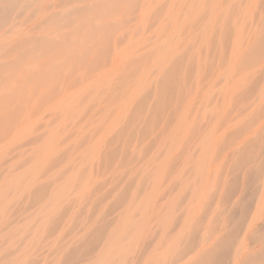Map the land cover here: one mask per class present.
Returning a JSON list of instances; mask_svg holds the SVG:
<instances>
[{
  "label": "rangeland",
  "instance_id": "374dc122",
  "mask_svg": "<svg viewBox=\"0 0 264 264\" xmlns=\"http://www.w3.org/2000/svg\"><path fill=\"white\" fill-rule=\"evenodd\" d=\"M0 264H264V0H0Z\"/></svg>",
  "mask_w": 264,
  "mask_h": 264
}]
</instances>
